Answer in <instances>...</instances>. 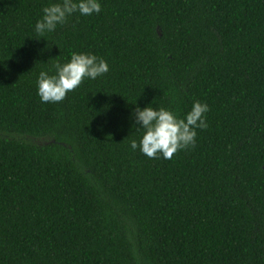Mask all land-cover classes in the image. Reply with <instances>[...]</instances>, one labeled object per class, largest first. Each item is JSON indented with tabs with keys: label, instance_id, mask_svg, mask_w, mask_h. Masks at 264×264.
<instances>
[{
	"label": "trees",
	"instance_id": "obj_1",
	"mask_svg": "<svg viewBox=\"0 0 264 264\" xmlns=\"http://www.w3.org/2000/svg\"><path fill=\"white\" fill-rule=\"evenodd\" d=\"M49 2L0 0V264H264V0H100L41 38ZM73 52L109 71L40 103ZM194 101V145L130 150L137 107Z\"/></svg>",
	"mask_w": 264,
	"mask_h": 264
},
{
	"label": "clouds",
	"instance_id": "obj_2",
	"mask_svg": "<svg viewBox=\"0 0 264 264\" xmlns=\"http://www.w3.org/2000/svg\"><path fill=\"white\" fill-rule=\"evenodd\" d=\"M100 11V0H50L42 7L34 32L42 38L64 25L73 14L91 16ZM53 68L54 72L40 71L35 80L36 95L42 104L62 102L84 79L95 80L109 71L107 62L90 52H73L67 62L56 63ZM208 111L206 103L194 101L180 119L167 108L137 107L131 118L139 139L129 140L130 150H138L150 159H171L179 150L194 145L196 130L207 128Z\"/></svg>",
	"mask_w": 264,
	"mask_h": 264
}]
</instances>
